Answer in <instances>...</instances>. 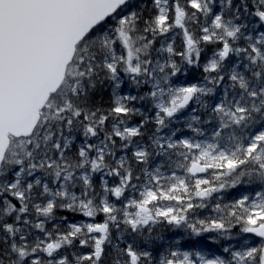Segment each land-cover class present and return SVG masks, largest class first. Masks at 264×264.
<instances>
[{
  "label": "snow or ice",
  "instance_id": "1",
  "mask_svg": "<svg viewBox=\"0 0 264 264\" xmlns=\"http://www.w3.org/2000/svg\"><path fill=\"white\" fill-rule=\"evenodd\" d=\"M0 264H264V0H0Z\"/></svg>",
  "mask_w": 264,
  "mask_h": 264
}]
</instances>
